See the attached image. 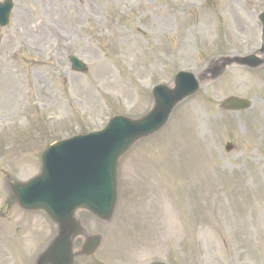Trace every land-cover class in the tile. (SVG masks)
<instances>
[{"label":"rangeland","instance_id":"rangeland-1","mask_svg":"<svg viewBox=\"0 0 264 264\" xmlns=\"http://www.w3.org/2000/svg\"><path fill=\"white\" fill-rule=\"evenodd\" d=\"M14 3L0 28V264H35L57 234L10 183L40 174L50 144L144 116L152 89L181 71L204 74L200 91L122 159L112 222L79 213L103 242L76 264H264V66L213 75V60L264 45V0ZM72 55L87 72L73 71ZM230 96L253 107L221 111Z\"/></svg>","mask_w":264,"mask_h":264},{"label":"water","instance_id":"water-1","mask_svg":"<svg viewBox=\"0 0 264 264\" xmlns=\"http://www.w3.org/2000/svg\"><path fill=\"white\" fill-rule=\"evenodd\" d=\"M12 8V0L0 3V27L9 24ZM259 20L264 37V13ZM260 53H264V49ZM70 62L73 70L87 71L85 64L76 57H71ZM220 63L213 73L215 78L231 65L257 69L264 62L252 55L221 59L216 65ZM203 80L204 74L196 78L191 73H179L173 87L160 85L153 89L154 104L144 117L117 116L102 131L60 142L43 155L39 176L25 184L10 183V189L23 209L45 212L58 228L57 237L39 255L36 264H74L78 255L91 256L96 252L101 237L86 234L77 218L78 212L87 211L105 223L112 220L118 200L120 160L139 141L162 130L175 108L198 93ZM250 107L249 101L237 97L221 104L222 109L233 111ZM227 149L231 150L232 146ZM80 236L85 237V244L82 252L75 254L74 241Z\"/></svg>","mask_w":264,"mask_h":264},{"label":"bare ground","instance_id":"bare-ground-1","mask_svg":"<svg viewBox=\"0 0 264 264\" xmlns=\"http://www.w3.org/2000/svg\"><path fill=\"white\" fill-rule=\"evenodd\" d=\"M197 75H199V74H197Z\"/></svg>","mask_w":264,"mask_h":264}]
</instances>
